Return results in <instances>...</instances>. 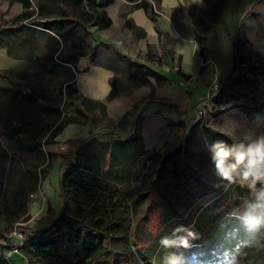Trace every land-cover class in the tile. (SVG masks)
I'll use <instances>...</instances> for the list:
<instances>
[{"label":"crops","instance_id":"0c3cea01","mask_svg":"<svg viewBox=\"0 0 264 264\" xmlns=\"http://www.w3.org/2000/svg\"><path fill=\"white\" fill-rule=\"evenodd\" d=\"M6 1L0 0V6ZM16 1L21 12L10 20L3 15L7 23L0 25V49L13 60L9 66L0 67L10 70L13 80L9 81L8 74L0 72V149L10 154L35 149L46 153L71 152V159L77 155L79 160L91 162L99 143L103 150L101 175L117 186L129 181L131 166L145 153L182 144L189 127L201 119L194 110L183 122L186 131L179 138L178 131L183 130L173 125L172 120L168 122L157 109L166 105L181 114L186 108L178 107L170 99L172 90L175 94L184 90L180 89L184 82L185 87L189 83L196 87L200 81L199 75L189 72V63L185 61L188 54L193 57L195 68L200 65L205 69L212 62L206 49L217 44L219 49H228L229 58H223L234 60L233 70L218 79L220 86L241 75L254 80V84H238L243 91L251 90L264 75L251 61H242L252 53L246 49L251 43L243 27L253 25L251 17L259 6L256 0H154L160 12L155 20L143 9L131 8L128 0H89V5L87 0H77V8H73L71 0H27L26 7L23 0ZM242 1L246 3L245 10L240 18L236 14L234 23L235 6ZM22 12L26 14L21 15ZM227 12L229 30L223 24ZM125 20L130 21V27L124 24ZM53 28H57V34L52 32ZM242 37L246 45L241 43ZM236 38L239 62L234 56ZM78 52L82 55L73 56V62L64 61ZM239 66H244L246 71L238 72ZM147 69H152V73L146 74ZM213 76V81L220 77L216 70ZM112 77H115L116 95L106 103ZM71 82L76 89L68 96L73 105L69 108L71 119L46 142L51 129L62 119L60 88ZM186 93L189 100L191 94ZM237 94L245 98L241 92ZM235 98L229 96L224 101ZM142 99L148 101L137 105L124 119L134 103ZM91 102L105 103V115ZM220 116L224 124L215 127L206 122L207 125L237 142L264 136V104L260 108L237 107ZM107 123H121L119 137L110 139ZM55 162L59 164L56 180L53 181V172L48 171L28 200L30 220L39 221L38 228L50 222L43 220L48 214L47 205L50 196L59 191V178L68 166L61 159Z\"/></svg>","mask_w":264,"mask_h":264},{"label":"trees","instance_id":"16d2710c","mask_svg":"<svg viewBox=\"0 0 264 264\" xmlns=\"http://www.w3.org/2000/svg\"><path fill=\"white\" fill-rule=\"evenodd\" d=\"M71 1L73 8H77L78 1ZM109 1L112 2L107 0ZM128 1L131 8L143 9L153 20L160 15L150 0ZM86 4L89 5V0ZM23 5L27 6V0H23ZM25 14L26 12L21 13ZM107 22L111 24L110 19H107ZM124 24L131 26L128 20H125ZM53 29L52 32L57 34V28ZM199 43L200 49L203 50L201 40ZM75 55L80 56L82 53L73 54L64 61L73 62L72 58ZM234 56L236 62H239L237 38ZM56 58L60 60L59 57ZM152 71L147 69L146 74H151ZM231 81L245 85L254 84V80L241 75L232 78ZM110 82L112 88L105 99L106 102L116 95L115 77H112ZM65 90L68 96L76 92L72 82L65 84ZM90 105L99 106L105 114V103L91 102ZM67 121L68 119L60 120L49 132L46 142H50ZM206 122L201 118L191 125L182 144L166 153L165 157L170 156L171 159L168 169L157 168L149 181H144L140 187L133 188L127 182L117 186L103 179L101 175L103 150L99 143L91 162L79 160L77 155L71 159L66 154L46 153L41 149L29 153L14 151L10 154L8 150L1 148L0 238L4 237L8 227L23 230V240L31 242L30 248L21 255L27 264H116L117 243L126 244L129 240L133 242L139 258L145 264H165L166 257L172 252L184 255L191 252H207L215 246L217 238L223 236L229 229L239 228V216L248 204L240 207L239 201L235 200L233 206L237 209L233 215L224 208L225 206L223 207V198L219 195L207 199L206 203L212 202L208 212L198 210L202 204L196 209L194 202L191 204V200L197 201L208 193L217 192L222 188L221 184L228 182L224 179L222 183H218L216 179H208V183L204 181V175L209 172L212 176L217 174L210 155L211 146L218 141L229 146L237 142L228 134L212 129ZM172 124L178 126L179 130L184 129V123L181 121H172ZM77 147L79 146L76 145V152ZM180 147L181 154L178 160L176 155L173 157V152H177ZM207 151L210 154L206 153ZM148 154L145 153L143 157L147 158ZM56 159L66 161L68 164L59 178L62 208L44 228L35 230L23 227L22 224L31 218L29 197ZM200 163L203 167L198 166ZM209 163L214 167L213 171H209ZM192 169L196 171L195 175ZM149 175L148 172L145 177ZM256 185L259 187L257 190L240 189L237 192L246 197L249 203L264 188V184ZM144 200L148 202L146 206L152 203H155L152 205L155 208L164 206L165 210H161L164 224L156 236L154 233L150 234V238L145 243L142 242L144 244H140L137 241L139 238L137 233L142 218L139 211ZM133 220L134 223L131 225ZM176 237H186L191 247L166 248L161 243L163 238ZM105 254H109V257ZM134 257L133 252L129 251L122 264H136ZM0 264L8 263L0 257ZM258 264H264V254L258 256Z\"/></svg>","mask_w":264,"mask_h":264},{"label":"rangeland","instance_id":"374dc122","mask_svg":"<svg viewBox=\"0 0 264 264\" xmlns=\"http://www.w3.org/2000/svg\"><path fill=\"white\" fill-rule=\"evenodd\" d=\"M150 1L153 3L154 9H158L155 6V1L153 0H150ZM256 1H258L259 6H258V9L253 12V15L251 17V21H253V25L243 27V31L248 32L249 34L248 37L251 43L248 46H246V49L251 50L252 53L249 54L247 52L248 55L245 56V59H242V61L243 62L251 61L252 64L256 65L257 68L260 69L259 73L262 75L264 74V0H256ZM245 4L246 3L242 1L240 2V4L238 3L235 6L236 12L233 13L234 23L235 21H237V18L238 17L240 18L241 15L243 14L245 10V6H246ZM18 12L19 13L21 12V5L16 0H8V3L7 1L4 2V4L0 6V25H4L7 23L6 21H4L3 15L4 17H6L5 19L10 20L11 17L16 15ZM236 14H237V18H236ZM25 22L29 23L30 20H26ZM229 22H230V16H229V13L227 12L225 13V16L223 18V24L226 30L230 29ZM254 23H256V25ZM241 40H242L241 43L244 44L245 42L244 37H242ZM254 49H257L258 52H254ZM206 53H207V56L212 60V62L208 64L205 69H202L200 65H198L195 68L194 63H193V57L190 54H188L185 57V61H187L190 66L189 72L199 75L200 81L196 85V87H192L191 83H189V86L185 87L186 83L184 82L185 85H182L183 87L181 86L182 88H180L184 90H180L179 93L177 94H175L174 91L172 90L173 97L172 99H170L172 100L171 102L174 104H177V106L180 108H184L186 106V108L184 109V111H182L181 114H177L176 111L171 110L170 107L167 108L166 105H162L159 108H157V109H160V112L163 114V116L168 119V122L169 120H172V121H182L183 123L184 121L189 119L190 115L195 110L196 111L195 113L199 115L200 118H202L203 120H206L209 125L212 124L215 127L217 126L219 127V125L224 124L223 123L224 121L222 120V117L220 116L222 113H224V111L235 110V108L237 107L260 108V106L264 104L261 101V100H264L262 99L264 98V75L262 76L260 75L262 82L260 81L251 90L247 88L246 91H243L241 89V86L238 85L239 82H234V81H231L230 79L227 81V83L225 82L222 86L219 87L217 93L213 97H210V99H205L204 97L207 92V85L213 81V77H214L213 71L216 70V72L219 74L220 77L217 78V81H218V79L220 80V78L222 79L223 77H225L224 75L230 74L233 70V65H234V62H233L234 60L232 61V59L228 61H224L225 60L223 58L224 56L227 59L229 58L228 49H221V48L219 49L218 44L215 45L213 49H206ZM243 58H244V55H243ZM12 61L13 60L7 56L5 51L3 49H0V67L4 66V64L9 66L12 63ZM3 71L5 72V74H8V80L12 82L13 80L11 79L12 75L10 74V70H2L0 68V72H3ZM239 71H246V70L244 69V66H239L238 72ZM165 90H167L168 92L170 91L168 88H166ZM188 91L191 94L189 97V100H187V93H186ZM238 92H241L242 94H244L245 98L242 95H238L237 94ZM228 94L229 96H232V97L235 96L237 99L236 98L234 100L230 99L231 101H228V102L224 101V99L229 97ZM59 95H60V100H61L60 101V109H61L60 115L62 119H71L69 108L73 105L69 103L68 95L65 90V85L60 88ZM199 99H201L200 102L198 101ZM146 101L148 100L142 99L140 101L135 102L133 107L125 114L124 119H126L128 114H130L131 111H133L137 105L143 102H146ZM187 101L188 103L185 105ZM171 106L173 107L174 105L171 104ZM107 114L110 115V108L109 110H107ZM104 120L105 119H103V121ZM108 125H110V128H108L110 130V139L112 140V138H115L117 136L119 137L120 135L117 132L120 131V129H122L123 127L121 123L117 125L110 123ZM184 126H185V123H184ZM130 131H132L131 128H130ZM185 131L186 130L178 131L179 138H182L183 132L185 133ZM171 149H172L171 147L162 148L160 150L153 149L151 152H149V154L147 155V158L142 157L138 159L136 163L131 166L132 173L127 183L132 188L140 187L141 183H143L144 181L145 182L149 181L150 178L153 175H155L153 174V171L156 170L157 168L159 169L163 167V169H168L171 163V159H170V156L169 158H166L165 156H167L166 153ZM180 151H181V147L178 148L177 152H173V157H175L176 155L177 159L180 160V154H181ZM206 153H209V152L207 151ZM55 154H60V153H55ZM66 155L71 157V152ZM55 161L52 162L48 170L50 173L53 172V175H52L53 181L56 180V176H57L56 172L58 171V167H59V164L58 163L56 164ZM209 165H210L208 167L209 171H213L214 167H212L211 163H209ZM198 166L203 167L201 163ZM148 172L150 175L148 177H145ZM195 172L196 171L192 169V173L194 175H195ZM208 179L209 180L216 179L217 181H219L218 183H222L223 181V179L218 174H214L212 176L210 172L207 175H204V181L206 183H208ZM53 181L51 179V182ZM218 183L215 182L216 185H218ZM248 184L249 183H242L239 174H236L235 179L232 182L228 181L227 183L221 184L223 186H221L222 187L221 189L219 188V191L208 193L202 196L201 198L198 197L200 199L197 201L191 200V204L194 202L193 203V205H195L194 209H196V207L198 208L199 205L202 204L198 208V210L208 212L212 206V202L209 201L206 203L207 199L211 198L212 196L219 195L221 198H223V201H222L223 207L225 206L224 208H226L227 211H229L230 214L233 215L236 213V209H237L235 208V206H233L235 204L234 202L235 200L239 201L240 207L241 206L243 207L244 205L248 204V199L246 197H242L241 195H239L237 191H240V189L243 191H247L249 189L257 190L259 188L257 185H255L254 187H250L248 186ZM260 185L262 184L260 183ZM53 186L56 187V185H53ZM51 193L52 191L49 194ZM152 196L154 197V195ZM38 197H39L38 195L35 196L36 203L39 200ZM50 199H51L50 200L51 202H49L47 205L48 214L43 219L46 222H49L52 218H54L58 214V212L61 209V205H62V199L60 197L59 191H57L55 195H51ZM147 203L148 202L144 200V202L141 204L142 208L139 211V213L142 214L141 215L142 218H141V221L138 227V233H137V235L139 236L137 241L140 242V244L142 242L145 243V241L148 238H150V234L154 233V235L156 236L161 231V229L163 228V224H164V218L162 216L163 212L161 211V210H165L164 206H159L158 208H155V207H152V205H155V203H152V205L150 204V206H146ZM51 204L53 208L51 207ZM53 210L55 211V213H53ZM36 221H37L36 219L32 221L29 219V221L22 224V226L23 227L27 226L31 229L38 230L39 229L38 227L41 224L38 223L39 221L37 222ZM133 223H134V220L131 222V225ZM22 231L23 230H19L16 227H8L5 230L4 237L0 238V257L4 259L8 264H27L25 260L22 259L21 255L23 251L30 248L31 242L21 240V237L23 236ZM224 235H227L233 242H236L240 238L239 228L229 229ZM12 242H14L13 246H11ZM117 245H118V252H117V257H116V264H122L125 259V256L129 253V251L133 252L135 256L134 261L136 262V264L137 263L145 264L143 260L139 258L136 247L131 240H129L128 243L126 244L117 243ZM13 249H15V251H12ZM194 253L196 252H191L190 254H187V255L182 254V255L187 257V256L193 255ZM204 253H207V252H201V253L199 252L196 254H204ZM261 254H264V250H258L256 248H245L242 250V254L239 257V264H258V256H260ZM5 256L9 257L8 260L7 258H5ZM105 256L109 257V254H105Z\"/></svg>","mask_w":264,"mask_h":264},{"label":"clouds","instance_id":"9594fccd","mask_svg":"<svg viewBox=\"0 0 264 264\" xmlns=\"http://www.w3.org/2000/svg\"><path fill=\"white\" fill-rule=\"evenodd\" d=\"M211 159L217 174L232 182L239 174L242 183L254 187L264 184V136L257 139L241 140L231 146L218 141L211 146ZM240 238L233 242L227 235L217 238L214 247L207 253L183 256L172 252L165 264H239V257L245 248L264 250V188L248 203L239 216ZM191 236L192 234L189 233ZM166 248L191 247L186 237L163 238Z\"/></svg>","mask_w":264,"mask_h":264},{"label":"built area","instance_id":"2783aa9c","mask_svg":"<svg viewBox=\"0 0 264 264\" xmlns=\"http://www.w3.org/2000/svg\"><path fill=\"white\" fill-rule=\"evenodd\" d=\"M219 87H220V84L217 81V79L212 81L207 87V92L204 98L210 99V97H213L217 93ZM21 240H23V236L21 237ZM12 251H15V249H13ZM5 258H7V256H5Z\"/></svg>","mask_w":264,"mask_h":264}]
</instances>
